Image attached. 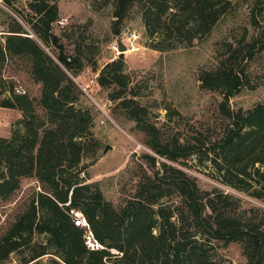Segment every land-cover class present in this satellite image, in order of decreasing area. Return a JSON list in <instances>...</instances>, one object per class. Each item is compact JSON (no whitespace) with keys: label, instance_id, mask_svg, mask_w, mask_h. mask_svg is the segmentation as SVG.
Listing matches in <instances>:
<instances>
[{"label":"trees","instance_id":"1","mask_svg":"<svg viewBox=\"0 0 264 264\" xmlns=\"http://www.w3.org/2000/svg\"><path fill=\"white\" fill-rule=\"evenodd\" d=\"M85 1L93 12L110 8L115 35L132 13L141 16L148 35L158 33L157 41L149 46L162 52L209 37L223 17L241 3L233 9V0ZM3 2L9 11L0 8L4 27L0 64L9 55L31 59L32 73L42 84L40 104L50 115L48 122L43 120L36 127L34 120L39 117L32 114L34 104L26 95L0 99V107L31 115L29 121L22 118L23 127L19 122L11 137L0 136V196H10L21 178L36 179L45 187L0 235V264L8 263L12 256H17L20 264H36L44 257H48L47 264H221L215 252L219 241L224 246L241 242L250 264H264V217L258 222L246 220L238 213L242 206L239 197L221 190L203 191L193 177L177 167L163 161L153 174L142 169L133 195L117 207L106 199L100 181L87 182L81 176L94 117L89 109L76 105L81 91L64 69L73 75L82 71L85 46L80 42L76 55H70L53 32L60 17L59 0H30L26 14L13 0ZM24 24L31 26L39 41ZM42 45L54 46L56 59ZM98 82L150 136L149 145L160 157L177 162L204 150L201 138L191 147L161 143L158 128L149 121V107L141 100L145 95L138 83L132 85L122 53L100 70ZM3 93L1 90L0 96ZM231 95H226L227 102ZM164 107L171 114H180L169 105ZM223 112L231 122L202 154L215 165L226 185L263 199L264 103L236 112L224 107ZM145 158L156 168L155 156L147 154ZM174 193L181 198L180 207L171 202ZM71 210L84 213L103 249L87 247L85 230L75 224Z\"/></svg>","mask_w":264,"mask_h":264},{"label":"rangeland","instance_id":"2","mask_svg":"<svg viewBox=\"0 0 264 264\" xmlns=\"http://www.w3.org/2000/svg\"><path fill=\"white\" fill-rule=\"evenodd\" d=\"M13 1L24 14L28 13L30 0ZM233 1L232 8L238 1L241 3L233 13L230 11L223 17L209 37L195 40L192 46L162 52L149 46L157 41L158 33L150 37L141 16L136 13L124 21L120 34L115 35L112 33L114 17L109 7L93 12L85 0H59L60 17L53 25V32L70 55H76L80 42L85 46L82 71L73 75L64 70L81 91L76 105L89 109L94 117L91 135L86 139L87 156L82 164L85 174L81 176L86 177L87 182L100 181L106 199L114 206L133 195L142 169L153 174L164 161L193 177L203 191L221 190L239 197L242 206L238 213L246 220L258 222L264 217V198H255L226 185L215 165L202 154L210 149L224 125L231 122L223 112L224 107L236 112L264 103V7L261 8L264 0ZM0 8L9 11L3 0H0ZM24 25L30 36L39 41L31 26ZM3 29L0 23V33ZM120 39L128 45L124 52L114 48ZM42 47L56 59L54 46ZM121 53L132 85L138 83L141 94L145 95L141 100L149 107V121L158 128L161 143L173 145L176 142L191 147L201 138L205 146L203 151L183 156L177 162L153 151L149 145L150 136L121 108L119 100L110 99L109 89L98 82L100 70ZM220 68L223 70L219 74ZM32 69L30 58L9 55L0 64V78L3 79L0 91H4L0 99L26 95L34 104L32 114L39 117L34 120L37 127L43 120L48 122L50 114L40 104L42 84L36 81ZM17 89L25 92L18 93ZM229 93L232 95L227 102ZM165 105L180 114H171ZM7 109L2 108L0 113L6 119H13L9 124L4 118L0 119V134H6L3 137H11L19 122L20 125L24 123L22 118L31 119L30 114L20 109ZM107 145L111 148L105 152ZM37 149L38 146L35 151ZM186 153L192 152L186 150ZM147 154L158 159L156 168L147 163ZM44 190L38 180L21 178L19 187L10 196H0V235L9 229L37 192ZM170 199L180 207L181 198L177 193ZM215 252L221 264H250L241 242L224 246L219 241ZM47 259L44 257L36 264H47ZM6 264L20 262L17 256H12Z\"/></svg>","mask_w":264,"mask_h":264},{"label":"built area","instance_id":"3","mask_svg":"<svg viewBox=\"0 0 264 264\" xmlns=\"http://www.w3.org/2000/svg\"><path fill=\"white\" fill-rule=\"evenodd\" d=\"M122 40V39H121ZM127 47V43L125 44ZM114 48L119 51L118 48V42H116V45H114ZM18 93L25 92L21 89H17ZM71 215L74 218L75 224L82 227L85 230L84 233V241L87 247L90 250H100L103 249V244L96 238L91 225L87 219V217L84 215V213L80 210H71Z\"/></svg>","mask_w":264,"mask_h":264},{"label":"water","instance_id":"4","mask_svg":"<svg viewBox=\"0 0 264 264\" xmlns=\"http://www.w3.org/2000/svg\"><path fill=\"white\" fill-rule=\"evenodd\" d=\"M118 48H119V51L121 52H124L125 50H127V46L125 45V43L120 39L118 41ZM111 146L110 145H107L106 148H105V152L108 151V149H110ZM47 236V235H45Z\"/></svg>","mask_w":264,"mask_h":264},{"label":"crops","instance_id":"5","mask_svg":"<svg viewBox=\"0 0 264 264\" xmlns=\"http://www.w3.org/2000/svg\"><path fill=\"white\" fill-rule=\"evenodd\" d=\"M2 108H4V107H0V110H1ZM5 109H7V108H5ZM10 109H11V108H10ZM10 109L8 108L7 111L10 110ZM1 118H4V116H2V114L0 113V119H1ZM4 119L6 120V122L8 121L7 123L9 124V120L12 121L13 117L10 118V119L7 118L8 120H7L6 118H4ZM0 123H1V120H0ZM7 123H6V124H7ZM6 132H7V131H6ZM5 135H6V134H0V136H5Z\"/></svg>","mask_w":264,"mask_h":264}]
</instances>
